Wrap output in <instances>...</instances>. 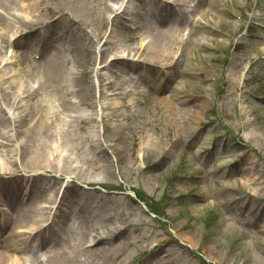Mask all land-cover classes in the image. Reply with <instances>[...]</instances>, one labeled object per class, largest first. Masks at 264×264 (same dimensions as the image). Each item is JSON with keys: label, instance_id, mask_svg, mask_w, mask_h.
I'll list each match as a JSON object with an SVG mask.
<instances>
[{"label": "rangeland", "instance_id": "374dc122", "mask_svg": "<svg viewBox=\"0 0 264 264\" xmlns=\"http://www.w3.org/2000/svg\"><path fill=\"white\" fill-rule=\"evenodd\" d=\"M141 1H107L122 5L121 29L105 1L87 16L62 0L0 8V192L27 184L34 192L25 200H4L12 211L28 202L36 218L51 220L44 250L34 246L27 264H52L69 246L67 264H264V31L247 29L264 0H184L165 27L176 39L166 48L128 27L145 22ZM51 5L67 15L65 33L49 44H60L55 96L67 106L59 108L68 140L56 145L36 143L37 128L25 132L32 102L50 87L24 96L14 80L40 84L38 49L26 47L39 40L24 24L47 18ZM71 39L81 49L70 51ZM73 81L87 91L74 92L80 106ZM63 190L71 197L61 205ZM2 218L0 242L14 227Z\"/></svg>", "mask_w": 264, "mask_h": 264}, {"label": "bare ground", "instance_id": "6f19581e", "mask_svg": "<svg viewBox=\"0 0 264 264\" xmlns=\"http://www.w3.org/2000/svg\"><path fill=\"white\" fill-rule=\"evenodd\" d=\"M10 1H16V0H0V8H2L3 10L7 9V7L10 5ZM62 1H65L66 3L74 7L82 16L83 15L87 16L90 8H92L96 4L102 3L103 1L107 3L106 7L109 8V10L110 9L111 11L114 10L112 9V7L110 8V6L108 5L107 2L108 0H62ZM109 1H114V0H109ZM153 2H160L161 4L160 8H166L173 4L179 5L183 2V0H147V3L144 0L143 4H145V6H148ZM48 8H49L48 11L49 14L47 18L30 20L24 24V27L27 30L37 31V33L40 35V37L38 36V39L41 40L40 42L42 43L41 44L42 47L45 46L48 38H51L53 37V35L56 34V32H51L54 25L56 27H59V30L66 31V25L59 24L61 22V19L67 16L66 13L63 12L60 8L53 7L52 5L49 6ZM143 10H145V13L147 15L152 14V10L150 7H146V8L143 7ZM0 14H3L1 10H0ZM10 19L15 21L13 17H11ZM18 19H23V18H21V16L17 18V22H20V20ZM79 19L83 20L82 17H79ZM104 21L105 18L103 16L99 17L100 25H102ZM136 28L143 29L144 31L148 32L150 37L149 41H151L150 46H155V48L160 46L161 47L165 46L166 48L176 43L173 28L171 27L161 28L159 26H153L147 24L146 22H142L138 24ZM70 44L72 45L70 51H75L78 48L81 49V44L78 43V41H75L74 39H71ZM120 60H124V59H122V57H117L115 58V60H113V63H116L117 61ZM40 61L41 62H39V60L37 61L34 60L33 62L35 65L39 64L42 65L43 67L42 72L40 74L41 79H39L40 84L37 85L36 87L29 88L26 85L23 86V84H21L20 77L19 76L14 77L16 85L19 88V93L24 94V96H28L31 90L33 91V89L36 90L43 89V91H46L50 87V93L46 91L47 94H45L43 98L38 99L39 104L32 102V104H34L33 107L35 109V112L32 113L33 119L26 126L25 132L27 131L28 128L34 130L37 128V131L35 132L37 133V135L34 139L36 143L39 144L40 142L45 141V137H51L52 142L58 144L59 142H62L64 138H67L65 139V141L68 140V137L65 136L68 134L66 133V131H63L62 129L63 125L65 124V121L61 117V114H63L64 112H62V110L59 108V106H61L63 107V109H67V106L65 105L64 101L61 100L60 96L57 97L55 96V94H59L60 91L63 89L61 84L58 82V78L63 74V65L59 54V49L57 47L43 49L40 53ZM13 68L14 67H11L10 70H13ZM70 86L75 87V90H72L73 94L74 92H78V94L80 93L81 95L87 93V91H85L83 87H80L77 83H75V81H73V83ZM74 95L77 96V101L74 102L75 105L80 106L82 104H85L84 100L80 98L79 95L76 94ZM18 104L20 103L17 102L16 106H18ZM53 116H55V118H52ZM60 130L63 135L59 137L58 134H60ZM2 134L4 133H1L0 131V138L3 139ZM5 140L9 141L10 138L6 137ZM69 140H73V138H70ZM22 210H23L22 213L23 218L25 219L26 222L30 223L29 224L30 229L34 230L36 228L35 230L38 232L41 229V226L40 227L38 226L40 225V222L42 220L37 221L35 219H32L33 216L31 215L32 210L30 206L23 208ZM13 237L14 234L13 232H11L10 235L8 236V240L5 242L3 246L4 249L0 253V264H27L28 262L27 254L25 255L17 254L13 256L12 253L13 251H20L21 249H23L13 243ZM102 239L103 237H97L95 242H99ZM42 240L43 238L42 236H40V238H38V241H42ZM43 245L44 243L42 241L41 246ZM72 252H73V248L69 246V249L62 252L59 258L56 259L54 257H51V263L67 264L66 259L71 258L74 255V253Z\"/></svg>", "mask_w": 264, "mask_h": 264}]
</instances>
